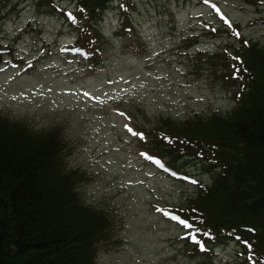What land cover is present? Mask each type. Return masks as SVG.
Segmentation results:
<instances>
[{
	"label": "rangeland",
	"instance_id": "1",
	"mask_svg": "<svg viewBox=\"0 0 264 264\" xmlns=\"http://www.w3.org/2000/svg\"><path fill=\"white\" fill-rule=\"evenodd\" d=\"M75 1L0 0V116L36 131L57 127L62 132L63 163L84 173L76 185L79 198L110 216L96 263L254 264L235 241L206 251L185 245L184 230L162 213L196 188L161 170L148 146L162 118L180 122L227 114L234 107L230 83L206 58L220 45H239L227 31L230 23L264 44V5L112 0L99 23L103 50L91 62L70 57L75 48L63 46L76 33L57 8H74ZM125 124L146 139L130 134ZM187 160L179 171L208 180L199 160Z\"/></svg>",
	"mask_w": 264,
	"mask_h": 264
},
{
	"label": "trees",
	"instance_id": "2",
	"mask_svg": "<svg viewBox=\"0 0 264 264\" xmlns=\"http://www.w3.org/2000/svg\"><path fill=\"white\" fill-rule=\"evenodd\" d=\"M109 2L76 0L73 11H60L75 29L73 47L91 62L103 50L99 23ZM227 31L239 45H220L206 61L230 83L234 107L180 122L162 118L148 149L178 173L192 158L210 174L192 178L199 181L195 193L170 205L199 229H188L185 245L191 236L198 250L235 241L253 263L264 264V44L246 38L239 24ZM64 145L57 127L36 131L0 116V264H97L110 216L79 198L76 185L84 173L63 163Z\"/></svg>",
	"mask_w": 264,
	"mask_h": 264
},
{
	"label": "snow or ice",
	"instance_id": "3",
	"mask_svg": "<svg viewBox=\"0 0 264 264\" xmlns=\"http://www.w3.org/2000/svg\"><path fill=\"white\" fill-rule=\"evenodd\" d=\"M205 2L207 3V0H205ZM214 7V9H215V11H217L218 13L220 12V9L219 8H216L215 6H213ZM212 31H215V29H213ZM235 35H237V36H239L240 35V33H235ZM245 44H247L248 42L247 41H245L244 42ZM90 54V53H89ZM235 59H237V60H239V57H236ZM235 71H238V70H235ZM235 71H234V74H235ZM244 71H247V69H244ZM109 83H111V81H109ZM141 86H143V85H141ZM123 91H126V90H123ZM21 95H23V94H21ZM82 95L84 96V97H87V98H90V99H94V100H96V101H98V102H101V103H103V101L101 100V98L99 97V96H92L89 92H83L82 93ZM238 95V97H239V94H237ZM12 99H16V97H12ZM109 99H113V97H109ZM120 115H125L124 113H120ZM124 128L130 133V134H132V135H134V136H137V137H139L140 139H146V137L144 136V134L143 133H141V132H136V131H134L131 127H129V125L128 124H125L124 125ZM165 139L166 140H168V141H171V138L170 137H165ZM140 155L142 156V157H144V158H146V159H148V160H154V157L153 156H151V155H149V154H147V153H140ZM197 155H202L201 153H198ZM156 163H160L158 160H156L155 161ZM161 167H163V165H161ZM173 176H175V175H177L175 172H172L171 173ZM183 179H186V180H189V182L190 183H192V184H199V181H197V180H191L190 178H188V177H184ZM129 184H131L132 183V181H129L128 182ZM139 183H142V181H140ZM157 211L158 212H161L162 210L161 209H159V208H157ZM164 216H169V213H167V212H163L162 213ZM170 219H172V220H178L179 221V223L183 226V227H185V228H187V229H195L196 231H199V229L197 228V226L194 224V223H192V222H190V221H188V220H186V219H181L180 217H178V216H175V215H172V216H170ZM204 235H209V233L208 232H204ZM191 238H195L194 236H192Z\"/></svg>",
	"mask_w": 264,
	"mask_h": 264
}]
</instances>
